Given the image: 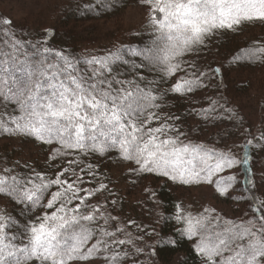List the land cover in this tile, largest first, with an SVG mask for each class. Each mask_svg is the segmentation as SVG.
I'll use <instances>...</instances> for the list:
<instances>
[{"label": "snow or ice", "instance_id": "obj_1", "mask_svg": "<svg viewBox=\"0 0 264 264\" xmlns=\"http://www.w3.org/2000/svg\"><path fill=\"white\" fill-rule=\"evenodd\" d=\"M95 6L105 7L100 15L108 14L107 0ZM116 7L113 4L110 11ZM142 7L149 13L146 41L82 56L54 48L47 29L34 37L30 29L0 16V138L32 139L49 149L46 171L21 175L18 162L0 167V195L24 213L7 219L0 215V264H75L89 259L84 255L91 251L86 233L95 219L86 201L92 194L75 185L98 178L99 168L87 161L89 155L111 154L147 167L141 175H163L182 184L191 182L187 177L200 176L213 183L231 167H247L246 181L225 178L242 188L244 183L251 186L244 188V197H236L247 205L244 219H225L216 209L205 208L202 215L177 216L183 225L178 235L192 242L200 264H264V228L245 226L264 222V200L257 195L250 166L254 156L249 152L264 148V140L246 139L242 160L236 157L240 163L213 175L209 162L215 161L216 149L205 150L204 142L190 140L176 126L178 115L160 112L170 107L169 97H186L210 86L193 68L162 89L183 67L170 62L206 47L221 31L264 24V0H145ZM181 47L185 50L177 52ZM232 59L258 63L264 48L238 50ZM209 71L222 75L220 67ZM207 105L200 109V118L216 121L217 102L210 99ZM233 190L229 183L218 188V195L232 198L226 194ZM39 208L47 211L36 216ZM118 253L111 259L119 258Z\"/></svg>", "mask_w": 264, "mask_h": 264}, {"label": "trees", "instance_id": "obj_2", "mask_svg": "<svg viewBox=\"0 0 264 264\" xmlns=\"http://www.w3.org/2000/svg\"><path fill=\"white\" fill-rule=\"evenodd\" d=\"M141 2L144 3L145 0L139 2L138 0H107L108 14L100 15V12L106 9L103 6L97 9L95 5L101 4L102 0H51L39 10L35 19L25 22L11 20L16 25L30 29L34 37L42 29L49 30L47 39L56 49L75 51L77 56L100 54L112 45L120 47L136 44L141 40L146 41L148 33L144 31L145 25L139 29L125 30L122 33L123 39L113 40L111 38L118 30L109 35L103 32V28L87 23L98 19H112L122 9L133 4L142 5ZM113 4L117 7L115 11H110ZM146 15L148 18V11ZM0 16L7 17L1 13ZM256 25L264 26V24H247L238 32L221 31L207 41L206 47L192 49V54L182 58L177 57L175 62L170 63L181 64L182 69L172 76L169 84L161 85L162 89L167 90L170 84L186 76L185 69L187 73H192L193 68L196 73L201 74L199 78L206 83L210 82L209 87L186 97H169L170 107L161 109L160 112L178 115L180 121L176 126L186 133L190 140L204 142L205 150L216 149L215 161L209 162L213 175L221 168H227L229 164L240 163L236 157L242 160L244 155L242 145L246 139L256 137L264 140V98H260L256 104L258 116L253 122L246 115L249 113L246 112L248 108L251 109L246 103V99L251 97V91H256L257 88L264 94V88L252 84L253 80L249 77L251 74L245 76L253 70L263 68L264 59L258 63H235L232 59L238 50L253 45L264 48V31L260 30L255 38L249 36L256 30L251 27ZM53 29L54 33L51 31ZM101 36L106 37L103 40L105 45L98 47ZM184 50L182 47L176 49L177 52ZM216 67L221 68L222 75L209 71L210 68ZM210 99H214L220 108L215 118L217 122H205L199 116L200 109L207 107V101ZM28 145L34 146L37 151L30 152ZM48 151L46 145L32 139L0 138V167L15 166L18 162L17 172L21 175H30L32 170L46 171ZM249 152L254 156L250 166L254 171L257 195L264 200V148L255 150L250 148ZM125 155L126 153H121V156ZM132 159L135 160L136 157ZM87 161L91 162L94 168L98 166V178L84 185L77 183L75 187L78 189L86 187L92 194L91 200L86 201V204L88 211L94 216L95 223L86 233L91 241L88 244L91 251L85 252L84 255L90 258L83 262L77 261L75 264H200L192 249V242L178 235L183 225L177 220V216H187L189 213L202 215L201 211L195 213L191 209L187 211L183 208L187 205L181 199L182 189L192 190L201 185L213 184L214 190L218 191V188H225L231 183L234 185V190L226 195L232 198H223L235 207L237 213L229 215L215 206L208 209H216V214L225 219L237 220L244 219L243 214L247 212V205L243 199L238 200L236 197H244L246 195L244 188L251 186L244 183L242 188L235 181L225 179L235 176L246 181L249 174L245 166L231 167L228 171L221 172L213 183L207 182V176H200L198 180L187 177L191 182L182 184L163 175H141V171L147 173V167L138 168L135 163L129 162L128 159H118L115 154L104 158L89 155ZM74 175L79 176V173ZM144 177L149 178V185L142 184L140 179ZM84 179L88 181L89 177L85 176ZM120 182L125 183L127 190L135 192V195H141L140 203L133 200L129 204L126 202L120 194ZM101 185L105 187L101 189ZM80 195L83 196L84 192ZM44 211L47 209L39 208L35 215L39 216ZM17 213L24 216L11 200L0 195V215L7 219ZM30 218L26 217V219ZM245 226L249 229L264 228V222H246ZM121 240L124 241L123 244L119 243ZM117 249H119V258L113 260L111 258L117 255ZM125 256L127 258H123Z\"/></svg>", "mask_w": 264, "mask_h": 264}, {"label": "rangeland", "instance_id": "obj_3", "mask_svg": "<svg viewBox=\"0 0 264 264\" xmlns=\"http://www.w3.org/2000/svg\"><path fill=\"white\" fill-rule=\"evenodd\" d=\"M50 1L51 0H0V13L1 15L11 18L15 22L31 21L36 18V14L39 12V10ZM141 4L143 3L141 2ZM146 11V8L142 7V5L133 4L122 9L112 19H98L97 21H89L87 24H91L92 26L97 28H103V32H107L109 33V35H112L113 31L118 30L117 34L111 39L121 40L124 38L122 36V33L125 30L139 29L146 24ZM251 28H256L255 31L249 34V36L252 38H255L259 34L260 30H262V32L264 31V26L260 25H256ZM251 28H249V31H251ZM104 39H106V37L101 36L98 41V47L105 45V43L103 42ZM247 75L252 78L253 85L256 84L261 89L264 88V67L259 68L258 70H253L251 73H248L245 76ZM261 83L263 86H261ZM258 90L260 89L256 88V91H251V97L246 99V103L249 104V107L251 108L250 110L248 108L246 112L249 113H246V115L250 117L252 122L254 118L258 116L256 104L260 98H264L263 92L261 90ZM254 123H256V121ZM28 148L30 152L37 151L36 148L32 145H28ZM140 180L142 184L149 185V178L144 177ZM119 187L121 188L120 194L126 199V202L128 204L132 203L131 200L136 203H140L141 195H135V192L127 190L125 183L123 182L119 183ZM180 193L181 199L187 205L186 207L184 205L183 208H185L187 211L191 209L193 212L197 213L202 209H208L212 206H215L219 210L229 215H235L237 213L233 205H230L225 198L218 195V191L214 190L213 184L201 185L193 188L192 190L182 189Z\"/></svg>", "mask_w": 264, "mask_h": 264}]
</instances>
